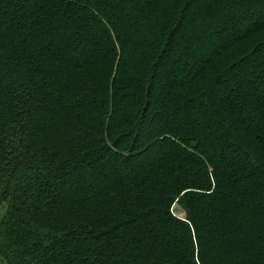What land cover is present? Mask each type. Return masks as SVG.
Returning a JSON list of instances; mask_svg holds the SVG:
<instances>
[{
    "label": "trees",
    "instance_id": "16d2710c",
    "mask_svg": "<svg viewBox=\"0 0 264 264\" xmlns=\"http://www.w3.org/2000/svg\"><path fill=\"white\" fill-rule=\"evenodd\" d=\"M0 213L6 264H264V0H0Z\"/></svg>",
    "mask_w": 264,
    "mask_h": 264
},
{
    "label": "rangeland",
    "instance_id": "374dc122",
    "mask_svg": "<svg viewBox=\"0 0 264 264\" xmlns=\"http://www.w3.org/2000/svg\"><path fill=\"white\" fill-rule=\"evenodd\" d=\"M201 51L197 52V58L199 60V58L201 57ZM171 78H174V74L171 72ZM155 85H156V88H155V95H157L158 93H161V90H163V82L159 79V78H156L155 79ZM227 128L229 127L227 123L224 124ZM226 128V129H227ZM222 135L224 133H221ZM117 175V174H114V176ZM177 213V212H176ZM1 215V213H0ZM0 264H6V262L0 257Z\"/></svg>",
    "mask_w": 264,
    "mask_h": 264
},
{
    "label": "water",
    "instance_id": "95a60500",
    "mask_svg": "<svg viewBox=\"0 0 264 264\" xmlns=\"http://www.w3.org/2000/svg\"><path fill=\"white\" fill-rule=\"evenodd\" d=\"M173 211H174V212H177V214H179V215L182 216V217H186V213H185V211H184L182 208H180L178 205H175V206L173 207Z\"/></svg>",
    "mask_w": 264,
    "mask_h": 264
}]
</instances>
